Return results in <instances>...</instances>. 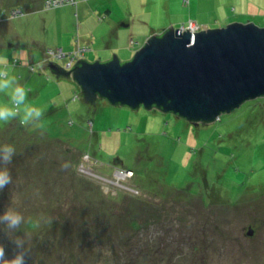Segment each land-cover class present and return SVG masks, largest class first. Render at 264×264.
<instances>
[{"label":"rangeland","instance_id":"rangeland-1","mask_svg":"<svg viewBox=\"0 0 264 264\" xmlns=\"http://www.w3.org/2000/svg\"><path fill=\"white\" fill-rule=\"evenodd\" d=\"M50 1L0 0V57L44 110L38 128L0 123V145L15 149L0 214L23 216L26 264H264V97L194 126L86 104L45 65L126 61L170 25L264 28V0ZM0 244L10 259L2 225Z\"/></svg>","mask_w":264,"mask_h":264},{"label":"water","instance_id":"water-1","mask_svg":"<svg viewBox=\"0 0 264 264\" xmlns=\"http://www.w3.org/2000/svg\"><path fill=\"white\" fill-rule=\"evenodd\" d=\"M45 65L56 78L75 81L86 104L143 106L203 126L264 97V28L233 22L194 32L170 25L126 61L113 53L105 61L80 58L70 70Z\"/></svg>","mask_w":264,"mask_h":264},{"label":"clouds","instance_id":"clouds-1","mask_svg":"<svg viewBox=\"0 0 264 264\" xmlns=\"http://www.w3.org/2000/svg\"><path fill=\"white\" fill-rule=\"evenodd\" d=\"M28 90L19 83L16 76L11 74V65L5 57H0V96L7 97L5 102H0V123H9L17 120L21 126L41 127L44 110L28 102ZM15 155L11 145H0V190L12 183L8 169ZM23 216L14 211L6 210L0 214V225L4 226L6 235L15 246L16 252L9 259L5 255V247L0 244V264H26V256L30 248L26 241L17 235L23 223Z\"/></svg>","mask_w":264,"mask_h":264},{"label":"built area","instance_id":"built-area-1","mask_svg":"<svg viewBox=\"0 0 264 264\" xmlns=\"http://www.w3.org/2000/svg\"><path fill=\"white\" fill-rule=\"evenodd\" d=\"M53 1H55V0H53ZM53 1H50L51 2V4H54L55 2H53ZM76 51H77V53H76ZM75 52H73V53H75V55L76 56H72V57H70V59L71 58H76V57H82L83 56V54H82V51L80 50V49H78V50H76ZM73 53H69V55L70 54H73ZM74 60H76V59H74ZM71 62V61H70ZM69 66L71 67V65L69 64Z\"/></svg>","mask_w":264,"mask_h":264},{"label":"trees","instance_id":"trees-1","mask_svg":"<svg viewBox=\"0 0 264 264\" xmlns=\"http://www.w3.org/2000/svg\"><path fill=\"white\" fill-rule=\"evenodd\" d=\"M82 54H83V52H82ZM84 55V54H83Z\"/></svg>","mask_w":264,"mask_h":264},{"label":"bare ground","instance_id":"bare-ground-1","mask_svg":"<svg viewBox=\"0 0 264 264\" xmlns=\"http://www.w3.org/2000/svg\"><path fill=\"white\" fill-rule=\"evenodd\" d=\"M193 27V26H192Z\"/></svg>","mask_w":264,"mask_h":264}]
</instances>
